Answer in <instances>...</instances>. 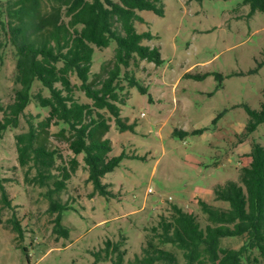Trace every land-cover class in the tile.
<instances>
[{
	"label": "rangeland",
	"instance_id": "374dc122",
	"mask_svg": "<svg viewBox=\"0 0 264 264\" xmlns=\"http://www.w3.org/2000/svg\"><path fill=\"white\" fill-rule=\"evenodd\" d=\"M163 3V15L138 10L144 21L135 22L139 32L153 33L144 44L157 46L163 58L161 64L142 62L137 75L147 91L131 87L121 106L122 116L135 129L120 131L112 120L108 133L111 155L126 156L103 177L108 196L92 194L94 186L83 167L73 175L60 195L71 207L62 216L68 236L54 231L48 187L26 182V169L18 160L16 134L36 125L48 109L31 103L22 126L0 139V185L13 206L1 207L0 264H114L112 259L96 261L94 255L108 239L127 249L128 262L141 253L147 229L171 204L205 220L200 201L229 207L215 199V185L238 179L252 141L264 145V122L240 142L249 119L247 106L259 110L264 97V11L251 13L244 0ZM116 45L95 47L91 78L105 75L103 65L113 58ZM17 77L16 60L7 49L0 60L4 107L16 100ZM78 96L87 100L83 92ZM63 153L69 155L66 147ZM1 194L0 188V206ZM13 213L22 223V235L8 221ZM242 242V236L221 239L225 247L237 248ZM164 248L183 261L180 250L171 244Z\"/></svg>",
	"mask_w": 264,
	"mask_h": 264
},
{
	"label": "trees",
	"instance_id": "16d2710c",
	"mask_svg": "<svg viewBox=\"0 0 264 264\" xmlns=\"http://www.w3.org/2000/svg\"><path fill=\"white\" fill-rule=\"evenodd\" d=\"M251 13L264 11V0H244ZM138 10L164 14L163 0H0V60L11 49L20 85L16 100L0 104V139L11 129L22 126L27 107L35 102L48 109L36 125L16 134L18 160L26 182L48 187V212L55 214L54 231L69 235L62 223L71 207L61 200L73 175L83 167L94 186V194L108 196L103 177L118 167L126 154L111 155L108 136L111 121L120 131L134 130L122 116L121 106L130 88L146 87L137 75L143 61L161 64L157 46L144 44L151 31L139 32L136 21H144ZM116 41L113 58L103 65L105 75H93L95 47L106 48ZM110 63V66H107ZM76 76L78 82L73 77ZM83 92L87 100L78 96ZM249 119L240 142L264 122V97L259 110L247 106ZM56 128V131H51ZM53 138V139H52ZM66 147L69 155L63 153ZM248 162L239 169L237 180L215 185L216 200L229 203L217 207L200 201L206 220L195 212L171 204L156 224L147 229L141 253L125 261L127 249L111 239L94 252L96 261L112 259L114 264H264V145L252 141L244 154ZM32 170L35 173L31 175ZM1 187V207H13ZM22 235L23 226L13 213L8 219ZM227 236H242L237 247L221 245ZM125 236L122 239L125 240ZM171 244L180 250L164 248Z\"/></svg>",
	"mask_w": 264,
	"mask_h": 264
},
{
	"label": "built area",
	"instance_id": "2783aa9c",
	"mask_svg": "<svg viewBox=\"0 0 264 264\" xmlns=\"http://www.w3.org/2000/svg\"><path fill=\"white\" fill-rule=\"evenodd\" d=\"M151 190V189H150Z\"/></svg>",
	"mask_w": 264,
	"mask_h": 264
}]
</instances>
